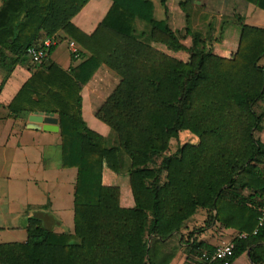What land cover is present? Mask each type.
<instances>
[{
  "label": "trees",
  "instance_id": "trees-1",
  "mask_svg": "<svg viewBox=\"0 0 264 264\" xmlns=\"http://www.w3.org/2000/svg\"><path fill=\"white\" fill-rule=\"evenodd\" d=\"M188 1L180 3L184 12ZM246 1L264 10V0ZM85 5L86 0H4L0 45L28 57V49L41 44L54 12L73 18ZM162 5L166 19L158 21L149 0H113L92 36L69 24L63 27L81 47L79 57L88 59L70 71L50 58L32 68V78L10 110L17 116L41 112L58 117L64 165L78 170L75 226L57 232L43 217L29 218L26 242L0 244V264H170L180 250L178 238L199 211L207 213L206 228L220 223L252 234L257 227L264 202H249L234 190L264 196V145L254 136L263 120L255 107L264 95V80L257 91L215 65L211 37L204 40L188 28L194 64L138 41L131 53L120 55L123 81L98 117L131 161L135 209L108 206L102 188L105 138L85 123L81 93L120 41L132 35L137 18L165 33L170 51H180L176 37L183 33L168 23L167 0ZM263 55L264 47L255 62ZM259 70L264 74V68ZM183 134L197 142L173 151V142ZM196 233L188 238L199 254L214 251L197 244ZM261 243L264 231L238 241L234 259L251 251L252 260L264 264Z\"/></svg>",
  "mask_w": 264,
  "mask_h": 264
},
{
  "label": "crops",
  "instance_id": "crops-1",
  "mask_svg": "<svg viewBox=\"0 0 264 264\" xmlns=\"http://www.w3.org/2000/svg\"><path fill=\"white\" fill-rule=\"evenodd\" d=\"M149 1L154 5L155 18L158 21L165 20L166 12L162 0ZM185 1L187 0H176L172 3L167 0L170 27L182 33L188 28L200 34L204 40L211 37V43L208 42L211 49L210 60L253 89L261 91L263 72L255 87L248 79L242 77L241 68L245 57L261 52L258 51L259 47L254 49V54L249 53V49L255 39L254 28H264V10L246 0H230L232 3L229 6L233 8L227 7L226 10L223 7L228 4L226 0H189L187 11L184 12L180 3ZM240 1L246 2L247 8L241 10L234 7V4L238 5L236 2ZM3 6L4 0H0V11ZM112 6L113 0H86L84 8L73 18L61 12H54L42 39V42L47 39H56L58 42L53 47L50 60L63 70L70 71L88 59L73 58L69 47V42L73 40L63 31V27L69 24L79 33L92 36ZM199 7L202 9L201 14L192 17L191 12L194 9L200 12ZM196 19L198 25L200 21L201 26L207 27L206 35L203 34V28L198 29L194 24ZM187 24L190 25L187 27ZM136 41L182 62L188 64L195 62V57L190 63L182 56L183 49L177 39L180 51L175 53L168 49L169 37L165 33L137 18L132 35L120 41L115 51L83 88L81 93L83 119L91 130L105 138L103 193L109 202L108 206L120 211L135 209L131 186V161L119 150L117 135L100 121L98 114L123 81L118 71L120 55L131 53L132 45ZM77 46L82 51L78 44ZM0 53L6 57L0 60V244L26 242L28 238L26 224L31 217H43L46 225L57 232L73 231L78 170L64 165L60 125L58 132L46 131L44 130L46 125L35 119L37 114L46 113H23L17 116L10 110L14 99L32 78V68L37 63L29 55L24 57L21 54H12L1 45ZM260 60H264V55ZM260 68H264V62ZM255 110L259 115H263V120L255 129L254 136L264 145V95L258 101ZM54 116L58 118L55 114ZM193 142H197L195 137ZM260 168L263 172L262 166ZM234 192L249 202L251 200L264 202V196L256 195L253 191L239 188ZM206 220V211H199L189 222L188 229L184 230L177 240L180 250L170 264H199L200 254L192 246L194 240L189 242L188 238V234L192 232H198L195 241L208 250H215L223 241L230 240L234 234L240 233L239 229L220 223L206 228ZM261 245L264 246V243ZM232 264L256 263L252 260L251 251H247L233 259Z\"/></svg>",
  "mask_w": 264,
  "mask_h": 264
},
{
  "label": "built area",
  "instance_id": "built-area-1",
  "mask_svg": "<svg viewBox=\"0 0 264 264\" xmlns=\"http://www.w3.org/2000/svg\"><path fill=\"white\" fill-rule=\"evenodd\" d=\"M58 44L55 39H47L38 46H33L28 49V55L37 64H41L50 57V49ZM69 47L75 58L80 56V50L74 41L69 42ZM264 175V170H263ZM264 231V204L259 208L258 224L252 234L237 233L230 240L223 241L212 252L204 251L200 255L199 264H232L235 257L238 241L247 240L250 236H257Z\"/></svg>",
  "mask_w": 264,
  "mask_h": 264
},
{
  "label": "rangeland",
  "instance_id": "rangeland-1",
  "mask_svg": "<svg viewBox=\"0 0 264 264\" xmlns=\"http://www.w3.org/2000/svg\"><path fill=\"white\" fill-rule=\"evenodd\" d=\"M172 3L175 2L176 0H170ZM179 1V0H177ZM233 1V0H232ZM232 1L230 0H226V3L227 6H223L224 9L226 10L227 7H230L229 4L232 3ZM238 5H235L234 4V7L236 8H239L241 10H243L244 8H247L246 6H248V4L244 1H240V3L236 2ZM222 7V9H223ZM230 8H233V7H230ZM194 9V8H193ZM220 9H221V6H220ZM199 11L197 9H194L193 12H191V15L192 17L194 15L198 16L197 14H201V7H199ZM193 13V14H192ZM203 14V12H202ZM207 20H208V17H207ZM188 23H190L188 21ZM194 24L196 25V27L198 29H201L203 28V34L206 35V33L208 32V29L207 27H203L201 26V23L199 21V25H198V20L196 19V21H194ZM190 24H187V27L189 26ZM253 28V27H252ZM254 36H255V39H253V43L251 42V47L249 49V53H252L254 54L255 50L254 49H257V47H259V50L258 51H261L262 50V47H264V28L262 27H259V28H254ZM179 37V39H178ZM176 39L178 40L179 44L181 45L182 47V56H185V58H187L189 60V62L191 63L193 61V56L190 55V53L188 52V50L192 47V38L191 37H187L185 35V33L183 32V35L182 36H177ZM256 57L257 55L255 54L254 56L250 55L249 57H245L244 61L242 62V68H241V75L244 79H248L252 84L255 85V87H257V81H259L261 78V70H259V66L261 67V65L263 64L264 60H259L258 62H255L256 60ZM258 65V68L256 67V65ZM193 138L191 135H188V134H183L181 137H180V140L179 141H174L173 142V145H172V150L173 151H176L177 148L179 147V145L181 144H184V143H187V142H193ZM123 166V165H122ZM123 169V167H122Z\"/></svg>",
  "mask_w": 264,
  "mask_h": 264
},
{
  "label": "water",
  "instance_id": "water-1",
  "mask_svg": "<svg viewBox=\"0 0 264 264\" xmlns=\"http://www.w3.org/2000/svg\"><path fill=\"white\" fill-rule=\"evenodd\" d=\"M35 116L38 122L45 124L44 130L51 131V132H58L59 131V119L54 116V114H37Z\"/></svg>",
  "mask_w": 264,
  "mask_h": 264
}]
</instances>
